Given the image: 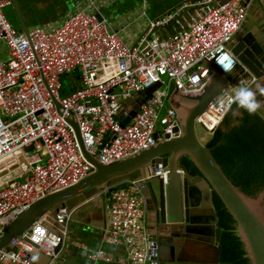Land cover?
<instances>
[{
    "label": "built area",
    "instance_id": "obj_1",
    "mask_svg": "<svg viewBox=\"0 0 264 264\" xmlns=\"http://www.w3.org/2000/svg\"><path fill=\"white\" fill-rule=\"evenodd\" d=\"M244 0L183 2L154 20L134 44L126 43L97 12L79 10L55 29H15L6 17L11 0H0V44L7 46L0 61V237L17 214L48 195L69 189L94 170L84 157L69 120L77 123L88 153L109 165L179 136L176 110L166 104V80L183 95L201 93L218 71L224 76L239 71L240 63L228 48L240 30L247 11ZM252 1V0H250ZM101 16V15H100ZM173 24L165 39L153 37L156 29ZM235 63L224 72L217 61ZM80 72V86L62 96V77ZM257 81L238 77L196 118L213 136L234 105L236 88ZM160 87L141 105L129 124L121 111L145 90ZM31 150H28L30 149ZM167 172H154L122 183L125 190L104 187L106 225L101 241L124 246L126 259L104 249L87 250L92 261L148 264L153 256L146 230V183ZM121 184V185H122ZM73 212L64 205L41 217L17 244L0 253L7 264H39V255L57 264L67 244ZM28 240V241H27ZM38 247V249H36Z\"/></svg>",
    "mask_w": 264,
    "mask_h": 264
},
{
    "label": "water",
    "instance_id": "obj_2",
    "mask_svg": "<svg viewBox=\"0 0 264 264\" xmlns=\"http://www.w3.org/2000/svg\"><path fill=\"white\" fill-rule=\"evenodd\" d=\"M230 1L232 0H221L220 5H225ZM11 2L22 24V31L27 34L18 0H11ZM249 2L250 0H244L243 4L247 5ZM98 18L100 20L103 19L100 15H98ZM260 31L262 38L256 39V42L252 37L241 34L236 38H232L228 48L239 61V70L241 68L244 69L247 75H253L260 80L259 83H264V28H261ZM230 85V80L217 71L199 94L183 95L174 90L169 101L178 114L180 125L175 132L179 136L171 138L170 135H166V140L157 146L142 151L126 160L109 165L100 163L93 155L88 153L84 146L80 129L75 120L71 118L69 122L75 130L80 149L86 160L93 165V172L77 185L48 195L25 211L17 214L9 225L5 227L0 237V253L14 247L34 223L47 213L55 211L58 205L64 204L69 211L74 213L81 205L96 198L99 194V189L108 186L114 188V190H125L127 186L122 183L133 179V177H145V170L149 169L150 173H158L164 170L168 173V183L165 187L167 190L169 222H172V224L180 222L179 219L182 214V183L185 177L189 180L190 185H194L190 189L192 197L194 196L193 201L192 197L190 198V207L206 208L205 212L200 213L208 217L202 221L196 220L194 222L191 220L186 226V230L204 228L208 229L210 233L194 232L195 234L207 236L199 241L198 237L190 236L192 232H188L186 237H184L187 238L186 240L182 242L174 241L172 244H168L164 232H158L156 236L158 239V250L152 247L154 252L148 264H221L220 249L215 244V230L218 219L213 207V193L220 198L236 221V235L244 245L246 257L249 258L252 264H264V191L254 198L235 187L222 171L210 149L199 140L197 134L196 118L206 112L210 104ZM159 87L160 84L152 86L137 96L136 99L124 105L120 114L123 124L130 123L145 100ZM260 114L264 118V109L261 110ZM28 150H31V148ZM167 154H170V157L163 158ZM184 156L190 159L204 179L185 176L184 169L178 165L179 159ZM144 195L147 198L146 190ZM146 203L149 204L147 199ZM209 218L212 219L209 220ZM189 240L202 242V246L191 248L188 245ZM149 241L151 242L150 238ZM48 263L49 259L40 254L39 264ZM0 264L7 263L0 261Z\"/></svg>",
    "mask_w": 264,
    "mask_h": 264
},
{
    "label": "crops",
    "instance_id": "obj_3",
    "mask_svg": "<svg viewBox=\"0 0 264 264\" xmlns=\"http://www.w3.org/2000/svg\"><path fill=\"white\" fill-rule=\"evenodd\" d=\"M182 1L183 0H18V5L20 7L23 24L26 26L27 30H31L38 26L53 30L57 28L64 19L75 12L79 10H88L100 14L107 20L113 31L118 32L126 43L132 45L137 42L142 37L143 32L147 30L149 20L151 23L153 19H158V17L171 11ZM128 4H130L132 8H128ZM146 5H150V11L145 9V7H147ZM6 11L10 15L11 22H9L12 26L22 31V24L13 5L6 7L5 12ZM149 12L150 17H148ZM104 14H108L110 19L113 20V23L106 19ZM170 32L167 31L165 36ZM7 53V46L0 44V61L7 58ZM230 76H236L238 78L237 71L235 74L227 76V78L229 79ZM235 85L238 84H232L231 82L230 86ZM210 140L211 136L208 140L202 141V143L207 144ZM101 189H99V191ZM105 202L106 200L98 195L93 200L81 205L72 214L68 223L67 244L57 264H126L125 262H95L90 260L88 256L89 253L87 250L97 251L99 249H104L108 254L117 258L126 259L127 256L126 247L110 246L101 241V232L105 228L107 219ZM76 244L87 247V250L79 248Z\"/></svg>",
    "mask_w": 264,
    "mask_h": 264
},
{
    "label": "trees",
    "instance_id": "obj_4",
    "mask_svg": "<svg viewBox=\"0 0 264 264\" xmlns=\"http://www.w3.org/2000/svg\"><path fill=\"white\" fill-rule=\"evenodd\" d=\"M229 79L232 84L238 80L236 76H230ZM79 86L80 83L71 92ZM259 99L264 100V96H259ZM206 147L210 149L224 174L240 191L254 198L264 191V118L260 113L249 115L234 104ZM180 162L190 176L199 172L188 157H182ZM214 197L220 227L225 229L220 232L223 263L251 264L236 235V221L220 198L216 194Z\"/></svg>",
    "mask_w": 264,
    "mask_h": 264
},
{
    "label": "flooded vegetation",
    "instance_id": "obj_5",
    "mask_svg": "<svg viewBox=\"0 0 264 264\" xmlns=\"http://www.w3.org/2000/svg\"><path fill=\"white\" fill-rule=\"evenodd\" d=\"M246 6H247V11H246L244 22L240 30L234 36V38L243 34L244 36L252 37L256 42V39L262 38V33L260 29L264 28V1L257 2V1L252 0ZM244 73H247V72L241 68L237 72V75L241 76ZM259 82L260 80L257 79V82L254 84L253 88H255V85ZM258 99H259V96H258ZM261 101L264 102V100H261ZM197 134H198V131H197ZM198 138H199V134H198ZM203 144L206 146V143H203ZM168 157H170V154L163 156V158H168ZM181 158L178 161V165L184 169L185 176H190L189 174H187L186 168L180 165ZM148 174H150L149 169H146L145 175H148ZM191 177L193 178L201 177L202 179H204L203 175L200 172L198 173L194 172L193 175H191ZM193 186L194 185H190L189 180L184 177L183 183H182V214L179 219L180 222L177 224H172V222L171 223L169 222L170 218L168 216L167 190H166L164 183L158 177H151L147 181L146 191H147L148 196L146 199L149 201V204L146 203L147 204L146 205V230L151 240V244H153L152 247H154L156 250H158V239L156 237L158 232H164V234L167 237L168 244H172L174 241L182 242L183 240H186L187 238H184V237H186L188 232H192L190 236L198 237L199 241H201V239L203 238H206L207 236L201 235V234H195L194 232L210 233L208 229L206 230L204 228H193L190 230H186V226L189 224L191 220L195 222L196 220L202 221L208 218L206 216L201 215L202 213H200V212H205L206 208L190 207V198L192 197L190 193V189L193 188ZM193 198L194 196L192 197V201H193ZM214 202H215V197L213 193V207L215 210ZM215 213L218 219V222L216 223V230H215L216 232V243L215 244L220 249V263L225 264L223 263L222 258H221V247H220V232L225 229L220 227V221H219V217L217 215L216 210H215ZM211 219L212 218H209V220ZM236 226H237V223H236ZM235 232H237V227H236ZM199 241L189 240L188 245L191 248L202 246V242H199ZM243 248H244V245H243Z\"/></svg>",
    "mask_w": 264,
    "mask_h": 264
},
{
    "label": "clouds",
    "instance_id": "obj_6",
    "mask_svg": "<svg viewBox=\"0 0 264 264\" xmlns=\"http://www.w3.org/2000/svg\"><path fill=\"white\" fill-rule=\"evenodd\" d=\"M217 63L224 72H230L235 62L231 58L225 57L218 60ZM258 96H264V83H257L255 88L241 84L236 88L231 101L239 109H243L249 115L254 116L261 113V110L264 109V102L258 99Z\"/></svg>",
    "mask_w": 264,
    "mask_h": 264
},
{
    "label": "rangeland",
    "instance_id": "obj_7",
    "mask_svg": "<svg viewBox=\"0 0 264 264\" xmlns=\"http://www.w3.org/2000/svg\"><path fill=\"white\" fill-rule=\"evenodd\" d=\"M186 1L189 2V1H195V0H183L177 6H175V8H173L172 10H175L180 4H182L183 2H186ZM146 6L147 7H145V9H148L150 11V5L149 6L146 5ZM127 7L132 8V6L130 4H128ZM5 14H6L7 19L11 22L10 15L8 14L7 11L5 12ZM164 14H166V13H164ZM116 16H118V15H116ZM104 17H106V19H108L110 22L113 23V20L110 19V16L108 14H104ZM148 17H150V12L148 14ZM158 18H160V17H158ZM154 20H156V19H153V21ZM147 22H148V20H147ZM151 23L149 20L147 30H148V28H150ZM172 27H173V24H170V25L166 26L165 28L155 30L153 37H159L161 39H165L167 37V35L165 36L166 32L167 31L170 32L172 30ZM147 30H145L144 32H146ZM144 32H143L142 36L144 35ZM79 76H80V72H79V70H77L76 72H72L70 75H66V76L62 77V79H61V81H62L61 95L62 96L70 95L72 88L75 87L77 84L79 85V83H80L79 82ZM166 84L167 85L163 86V89H167L169 92V98L166 100V104L171 106L169 100H170V97L173 95V90H172L171 83L169 82V80H166ZM243 85H245V84H243ZM197 131L199 134V139L201 141L208 140V138H209L208 134L200 126L197 127Z\"/></svg>",
    "mask_w": 264,
    "mask_h": 264
}]
</instances>
